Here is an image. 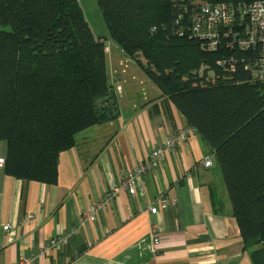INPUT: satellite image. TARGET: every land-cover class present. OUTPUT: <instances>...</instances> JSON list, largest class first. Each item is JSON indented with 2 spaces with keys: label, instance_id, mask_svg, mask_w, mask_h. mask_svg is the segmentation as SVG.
<instances>
[{
  "label": "trees",
  "instance_id": "trees-1",
  "mask_svg": "<svg viewBox=\"0 0 264 264\" xmlns=\"http://www.w3.org/2000/svg\"><path fill=\"white\" fill-rule=\"evenodd\" d=\"M201 1L236 7L255 0ZM94 2L104 37L92 34L78 0H0L2 173L53 185L59 155L77 135L117 119L106 62L113 44L211 152L243 250L264 264V81L253 82L243 65L217 66L223 53H204L186 18L177 23L178 2Z\"/></svg>",
  "mask_w": 264,
  "mask_h": 264
},
{
  "label": "crops",
  "instance_id": "crops-1",
  "mask_svg": "<svg viewBox=\"0 0 264 264\" xmlns=\"http://www.w3.org/2000/svg\"><path fill=\"white\" fill-rule=\"evenodd\" d=\"M106 62L119 115L77 135L75 146L59 155L56 183L26 182L0 170V264H18L23 257L25 264H253L214 157L193 130L159 168L143 175V194L120 191L96 221L82 222L112 182L188 126L113 44ZM5 152L0 144V156ZM206 158L209 168L202 165ZM159 196L167 208L149 213ZM29 215L30 222L21 225ZM6 225L10 231L3 230ZM152 235L159 238L157 246ZM61 236L65 244L45 248Z\"/></svg>",
  "mask_w": 264,
  "mask_h": 264
},
{
  "label": "built area",
  "instance_id": "built-area-1",
  "mask_svg": "<svg viewBox=\"0 0 264 264\" xmlns=\"http://www.w3.org/2000/svg\"><path fill=\"white\" fill-rule=\"evenodd\" d=\"M178 2V21L186 20L185 26L189 28L192 37L200 42V49L206 53L222 52V57L216 61V65L223 71H234L237 65H243L253 82L264 81V0H255L249 4H240L236 7L220 4H208L201 0H172ZM178 31L184 35L183 24ZM249 58H238L237 54ZM192 129L182 127L177 129L164 142L151 150L149 157L134 167L130 168L125 176L118 182H112L110 189L89 205L84 211L82 222H94L97 216L113 201L120 191H126L135 196L143 194L142 177L160 167L167 153L181 147L187 140ZM4 164L0 158V170ZM205 168L211 167L209 158L203 160ZM167 208V201L159 196L153 205L148 208L149 213L158 215ZM32 215L21 221V225L29 223ZM4 231H10V226L3 227ZM152 243L157 246L159 238L151 236ZM67 242L61 236L49 241L45 248L56 249ZM28 258L19 259L18 264H25Z\"/></svg>",
  "mask_w": 264,
  "mask_h": 264
},
{
  "label": "rangeland",
  "instance_id": "rangeland-1",
  "mask_svg": "<svg viewBox=\"0 0 264 264\" xmlns=\"http://www.w3.org/2000/svg\"><path fill=\"white\" fill-rule=\"evenodd\" d=\"M81 3V6L83 8V11L85 13L86 21L92 31V34L95 37H104L107 35L106 27L102 21V18L100 16L99 10L94 2V0H78ZM106 51H108V47L106 48ZM116 62V60H115ZM116 64H118L116 62ZM121 66H124V69L126 68V62L121 63ZM130 68V67H128ZM131 68H135L138 70L136 66L131 65ZM119 87V86H117ZM118 90V88H117ZM142 93H140L141 95ZM98 126V125H96Z\"/></svg>",
  "mask_w": 264,
  "mask_h": 264
}]
</instances>
